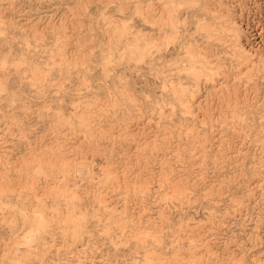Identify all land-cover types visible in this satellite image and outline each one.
<instances>
[{"label":"rangeland","instance_id":"374dc122","mask_svg":"<svg viewBox=\"0 0 264 264\" xmlns=\"http://www.w3.org/2000/svg\"><path fill=\"white\" fill-rule=\"evenodd\" d=\"M149 2L0 0V264H264V74L238 77L229 43L209 45L228 98L202 96L201 122L159 119L182 48L168 45L166 83L151 74ZM263 18L246 8L240 39ZM122 21L128 57L102 75L107 24ZM228 102L240 118L217 114Z\"/></svg>","mask_w":264,"mask_h":264},{"label":"bare ground","instance_id":"6f19581e","mask_svg":"<svg viewBox=\"0 0 264 264\" xmlns=\"http://www.w3.org/2000/svg\"><path fill=\"white\" fill-rule=\"evenodd\" d=\"M246 8L250 11L264 12V0H150L147 19L150 25L148 45L151 74L162 78L166 83L164 68L169 61L167 59L169 56L168 45L171 44V47L175 45V42L181 43L180 47L182 48V54L176 58L174 64H170L176 76H173V80L170 82L172 88L169 101L163 100L164 105L168 108L160 113L159 119L164 117L170 119L175 114V109H178L184 121L198 120L201 122L203 118L199 119L202 116L197 110V102L202 96L217 89L221 92L223 100L228 98L227 88L230 83L228 80L230 74L227 69L223 71L221 62L223 57L220 55L217 57L209 45L212 47L218 44L224 46L225 43H229L232 55L237 56L239 60L238 77L248 81L256 72L264 74V47L261 46L264 42V18L253 22L248 29L249 36H244L241 40L240 26L244 23L242 17ZM137 15L141 16L142 13ZM107 25L110 30L105 32L107 42L103 47L102 75L109 74V66L112 63L114 67L119 64V58L126 59L128 57L126 48L122 49L121 47L124 45L121 39L130 34L126 28L131 27L126 21L108 22ZM244 26L248 27L247 24ZM0 33H4V31L0 30ZM134 33L139 36L137 32L134 31ZM196 36H201L205 45H198L195 40ZM128 45L132 46L130 52L142 51L139 48V42ZM62 46L60 45L61 48ZM67 54L68 52L63 48L59 51V57H65ZM4 63L5 61L2 60L1 64L4 65ZM64 64H66V59ZM0 77L6 78L4 74ZM6 79H0V95L1 93L6 95L8 92V86L5 83L8 79ZM29 84L31 87L37 85V78L32 77ZM226 107L225 112H220V108H216L218 115H224L223 119L241 117L240 109L233 105V102L226 103ZM61 171L65 179L72 177V170L69 169L68 163L62 162ZM4 195V188L1 186L0 215L5 208ZM12 208L14 212L24 213L23 207L18 204ZM29 220L33 233L47 225L46 216L41 208L33 210ZM30 236L29 234L24 237L28 241ZM199 254L192 252L190 255L182 256L176 260L177 264H201Z\"/></svg>","mask_w":264,"mask_h":264}]
</instances>
